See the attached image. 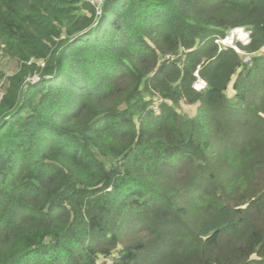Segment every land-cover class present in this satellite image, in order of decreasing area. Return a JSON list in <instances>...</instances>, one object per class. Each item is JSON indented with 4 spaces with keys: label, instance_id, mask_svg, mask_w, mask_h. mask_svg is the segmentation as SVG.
Masks as SVG:
<instances>
[{
    "label": "trees",
    "instance_id": "obj_1",
    "mask_svg": "<svg viewBox=\"0 0 264 264\" xmlns=\"http://www.w3.org/2000/svg\"><path fill=\"white\" fill-rule=\"evenodd\" d=\"M0 51V264H264V0H0Z\"/></svg>",
    "mask_w": 264,
    "mask_h": 264
},
{
    "label": "built area",
    "instance_id": "obj_2",
    "mask_svg": "<svg viewBox=\"0 0 264 264\" xmlns=\"http://www.w3.org/2000/svg\"><path fill=\"white\" fill-rule=\"evenodd\" d=\"M78 1L86 2L90 4L94 8L95 16H99L101 14V6L106 0H78ZM232 32L236 35L235 38L239 39V41L243 43L244 45L249 43V32L245 31L242 28H237V29L232 30L225 39L215 40V43L218 44L219 46L230 45L229 43L233 38V34L231 35ZM232 49H234L237 52H240L238 48L236 47V44L232 46ZM203 86H204V83L202 81H198L197 83L194 84V88L197 90H200L201 88H203Z\"/></svg>",
    "mask_w": 264,
    "mask_h": 264
},
{
    "label": "rangeland",
    "instance_id": "obj_3",
    "mask_svg": "<svg viewBox=\"0 0 264 264\" xmlns=\"http://www.w3.org/2000/svg\"><path fill=\"white\" fill-rule=\"evenodd\" d=\"M232 34H233V38L231 40L232 42L229 40L230 41V43H229L230 45H225V46H228L230 48H232V46L235 45L236 41H239V39L235 38L236 35L233 32L231 33V35ZM16 69H17V63L14 60L4 56L2 54V52L0 51V74H1L2 79H3V80L0 79V96L3 93V86L5 84V78L10 76L11 74H13L16 71ZM182 109L184 111L188 112L189 114L192 113V110H193V108H191L189 106H186V105H183Z\"/></svg>",
    "mask_w": 264,
    "mask_h": 264
}]
</instances>
